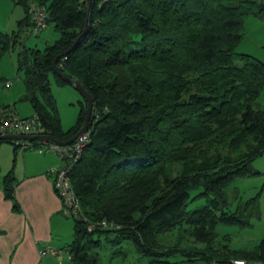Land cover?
<instances>
[{
	"label": "trees",
	"instance_id": "1",
	"mask_svg": "<svg viewBox=\"0 0 264 264\" xmlns=\"http://www.w3.org/2000/svg\"><path fill=\"white\" fill-rule=\"evenodd\" d=\"M32 1L46 6L48 25L60 34L44 48L22 41L26 28L35 31ZM15 2L25 15L16 30L0 29V59L21 45L20 99L34 113L0 108L36 116L43 133L60 140L75 135L88 102L79 101L75 123L64 128L52 88V76L69 83L54 61L71 46L57 65L94 101L89 141L70 171L84 215L74 216L70 259L100 264L104 240L127 239L146 264H235L237 258L264 264V236L251 248L215 245L220 223H251L252 198L231 209L227 187L238 176L258 173L253 162L264 154V104L258 101L264 61L236 50L246 17L264 15V0H92L89 8L87 0ZM2 142L14 144V159L20 146L44 143ZM15 183L12 168L4 192L20 209ZM194 197L203 201L189 208ZM176 227H187L204 244L160 243L158 236Z\"/></svg>",
	"mask_w": 264,
	"mask_h": 264
},
{
	"label": "rangeland",
	"instance_id": "2",
	"mask_svg": "<svg viewBox=\"0 0 264 264\" xmlns=\"http://www.w3.org/2000/svg\"><path fill=\"white\" fill-rule=\"evenodd\" d=\"M39 3L38 1H32ZM31 13V12H30ZM25 15L24 7L15 0H0V29L5 32H12L18 28V20ZM40 31L39 34L37 32ZM33 31L30 28L22 34L23 44L26 46H38L44 48L49 42L59 37V32L50 23L44 30ZM21 45H17L6 52L0 59V73L5 80H0V103L9 104L20 115H30L33 107L29 101L21 100L25 92L24 71L19 68V51ZM237 51L248 52L264 61V15L249 14L245 21V30L242 39L236 47ZM8 81H11L9 84ZM52 88L56 96L62 123L65 128L73 125L79 111V101L83 100V94L71 83L60 85L52 76ZM264 104V90L258 98ZM253 168L258 173L238 176L228 187L230 208L236 209L239 203L244 204L252 198V203L247 207L253 211L250 216V224H226L220 223L217 227L219 235L215 245L223 247L251 248L264 236V154L258 156L253 162ZM237 189V195L235 193ZM197 191H193L195 194ZM203 201L202 197H194L190 200L188 207L194 208ZM70 220L68 233L70 236L55 238V247L61 249L59 255L49 254L46 256L62 257L64 264H77L69 259L67 243L72 240V229L75 218L68 216ZM187 227L173 228L161 233L158 238L160 243L171 246L180 243L182 246H201L204 243L197 241L190 234ZM66 233V230H64ZM72 234V235H71ZM62 247V248H61ZM100 252V264H146L148 259L142 257L140 252L130 240H123L119 243L104 240ZM62 255V256H61ZM235 260V259H234ZM246 261V259H244ZM248 264H262L259 261H249Z\"/></svg>",
	"mask_w": 264,
	"mask_h": 264
},
{
	"label": "crops",
	"instance_id": "3",
	"mask_svg": "<svg viewBox=\"0 0 264 264\" xmlns=\"http://www.w3.org/2000/svg\"><path fill=\"white\" fill-rule=\"evenodd\" d=\"M38 148L20 146L14 159V144L0 143V264H64V258L43 256L40 250L48 245L55 247V238L70 236V220L47 173L50 167L63 166L65 161L53 151ZM12 168L20 209L4 192V177Z\"/></svg>",
	"mask_w": 264,
	"mask_h": 264
},
{
	"label": "built area",
	"instance_id": "4",
	"mask_svg": "<svg viewBox=\"0 0 264 264\" xmlns=\"http://www.w3.org/2000/svg\"><path fill=\"white\" fill-rule=\"evenodd\" d=\"M30 12L33 20V29L44 30L48 27V12L46 6L41 3L31 4ZM10 84L11 81H8ZM43 124L36 116L22 117L11 108H0V135L8 133L17 134H39L43 133ZM89 130L75 139L70 145L59 144L50 140H43L44 143L38 146L39 151H53L62 159L70 158L65 166H52L47 173L52 177L54 187L56 188L63 202V212L66 216L83 217L81 202L76 194L71 180L70 171L73 163L77 161L84 147L89 141ZM106 224V222H104ZM43 256L61 253V249L48 245L40 250ZM235 264H245L246 261L241 258L234 260Z\"/></svg>",
	"mask_w": 264,
	"mask_h": 264
},
{
	"label": "water",
	"instance_id": "5",
	"mask_svg": "<svg viewBox=\"0 0 264 264\" xmlns=\"http://www.w3.org/2000/svg\"><path fill=\"white\" fill-rule=\"evenodd\" d=\"M87 1H88V8H89L92 0H87ZM71 49H72V46L66 52H63L61 55L66 54ZM61 55H59V56H61ZM59 56L54 61L55 68H56L57 72L63 77L64 80L71 83L76 89H78L83 94V96L86 98V100L88 102V108H87V113L85 116L84 125L78 130V132L75 135H73L71 138H69L67 140H60V139L56 138L54 135L48 134V133H39V134L8 133V134L0 135V139H17V140H20V139H28V140L39 139V140H50V141L57 142L59 144L66 145V144L71 143L75 139H77L80 135L85 133L87 130H89L90 123H91V116H92V108H93V104H94L93 98H92L91 94L88 92V90L84 87V85L79 80L73 79L66 72H64L62 69H60V67H58L57 59L59 58Z\"/></svg>",
	"mask_w": 264,
	"mask_h": 264
}]
</instances>
